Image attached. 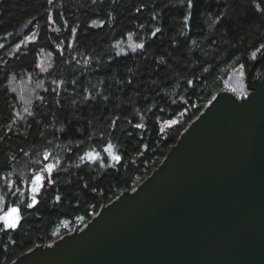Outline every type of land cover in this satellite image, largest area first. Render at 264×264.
Masks as SVG:
<instances>
[{
    "label": "trees",
    "instance_id": "16d2710c",
    "mask_svg": "<svg viewBox=\"0 0 264 264\" xmlns=\"http://www.w3.org/2000/svg\"><path fill=\"white\" fill-rule=\"evenodd\" d=\"M187 3L0 0V209L22 214L16 231L0 224V264L83 228L134 190L241 64L248 82L263 79L264 0ZM128 39L134 47L118 51ZM20 80L32 84L24 114ZM170 119L176 123L168 126ZM107 142L120 163L103 153ZM89 150L99 163L80 159ZM44 163L54 165V183L28 209L30 178Z\"/></svg>",
    "mask_w": 264,
    "mask_h": 264
},
{
    "label": "water",
    "instance_id": "95a60500",
    "mask_svg": "<svg viewBox=\"0 0 264 264\" xmlns=\"http://www.w3.org/2000/svg\"><path fill=\"white\" fill-rule=\"evenodd\" d=\"M220 91L139 185L10 264H264V77Z\"/></svg>",
    "mask_w": 264,
    "mask_h": 264
},
{
    "label": "snow or ice",
    "instance_id": "6c2138e0",
    "mask_svg": "<svg viewBox=\"0 0 264 264\" xmlns=\"http://www.w3.org/2000/svg\"><path fill=\"white\" fill-rule=\"evenodd\" d=\"M48 3H52V0H48ZM197 3V0H188L187 7L189 9H192L195 7V4ZM257 8H259V5H257ZM137 11H141V9H137ZM156 17H153L155 19ZM191 19V16L189 17ZM223 19V17H221ZM47 22L49 24L55 23V19L52 17L50 14L48 16ZM73 34H75L76 29H72ZM161 32V28H157L153 33L152 36L156 37L158 33ZM34 35V33H33ZM137 48H143V44H137ZM261 49H264V45H261L260 48L257 49V51H260ZM256 55L253 54V60H256ZM245 70V65L241 64L240 65V71L241 74H243ZM189 85L192 84V81L188 82ZM56 89H53V92H55ZM160 111H163V109H160ZM31 115V113H30ZM113 126H115L116 121H111ZM166 125L170 126L176 123L175 120H168L165 122ZM136 128H142L143 125L137 123L134 125ZM163 131V129H161ZM131 135V133H129ZM103 153L107 157V159L111 160L114 163H120L122 160V156L119 154H114V145L111 142H107L106 145L103 148ZM50 157V154L45 153L43 156L44 161H48ZM81 160H87L91 163H99L101 161V158L99 156V153H96L92 150L87 151L83 156L80 157ZM54 172V165L52 163H44L40 171L35 174L33 177L30 178V188L29 191L31 193V202L26 205L28 209H34L36 208L40 200L37 198L40 195V192L43 188L47 186V184L54 183V180L51 179V175ZM42 173V174H41ZM57 201H60V197H56ZM22 220V214L21 210L18 207H12L7 210L6 213L3 215H0V224L3 225V231H16L18 227L20 226V222Z\"/></svg>",
    "mask_w": 264,
    "mask_h": 264
},
{
    "label": "rangeland",
    "instance_id": "374dc122",
    "mask_svg": "<svg viewBox=\"0 0 264 264\" xmlns=\"http://www.w3.org/2000/svg\"><path fill=\"white\" fill-rule=\"evenodd\" d=\"M133 47H134L133 43L131 42L130 39H128L124 43H119L117 49L118 51L122 52L124 50H127V48H133ZM42 57L43 58L39 61V67L41 69H44L47 67L49 58L47 53L46 54L43 53ZM31 86L32 84L29 80H24V81L20 80L17 83V93H18L19 102L22 108L24 109L22 111V114L25 113L27 109L26 107H28L30 100L33 98ZM224 90L231 92L233 95H235L236 98L243 99L248 94L247 79L240 72H236L231 76L228 87ZM8 209L9 208L7 209L1 208L0 215L6 213Z\"/></svg>",
    "mask_w": 264,
    "mask_h": 264
},
{
    "label": "built area",
    "instance_id": "2783aa9c",
    "mask_svg": "<svg viewBox=\"0 0 264 264\" xmlns=\"http://www.w3.org/2000/svg\"><path fill=\"white\" fill-rule=\"evenodd\" d=\"M248 94H249V91H248ZM248 94H247V95H248ZM246 97H247V96H246ZM246 97H245V98H246ZM238 99H239V98H238ZM239 100H241V99H239ZM51 245H52V244H48V245H44V246H51Z\"/></svg>",
    "mask_w": 264,
    "mask_h": 264
},
{
    "label": "bare ground",
    "instance_id": "6f19581e",
    "mask_svg": "<svg viewBox=\"0 0 264 264\" xmlns=\"http://www.w3.org/2000/svg\"><path fill=\"white\" fill-rule=\"evenodd\" d=\"M188 126H189V125H188ZM188 126H187V127H188ZM187 127H186V128H187Z\"/></svg>",
    "mask_w": 264,
    "mask_h": 264
}]
</instances>
